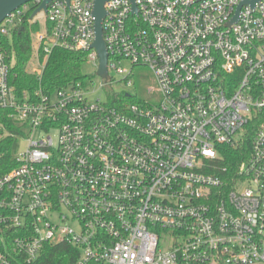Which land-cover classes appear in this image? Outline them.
<instances>
[{
	"label": "built area",
	"instance_id": "obj_1",
	"mask_svg": "<svg viewBox=\"0 0 264 264\" xmlns=\"http://www.w3.org/2000/svg\"><path fill=\"white\" fill-rule=\"evenodd\" d=\"M41 1L7 15L0 36L31 12L39 80L54 48L87 52L95 71L19 93L0 47V107L25 125L0 175V264H48L49 251V264H264V0L106 1L108 79L91 47L94 0H51L31 17ZM139 65L159 100L111 98ZM254 118L229 170L221 147L241 148Z\"/></svg>",
	"mask_w": 264,
	"mask_h": 264
},
{
	"label": "trees",
	"instance_id": "obj_2",
	"mask_svg": "<svg viewBox=\"0 0 264 264\" xmlns=\"http://www.w3.org/2000/svg\"><path fill=\"white\" fill-rule=\"evenodd\" d=\"M30 13H27L20 26L13 30L11 36H0V47L7 53L8 62L11 65L10 78L17 92L26 90L33 94L41 88L44 93L50 94L59 88L69 86L77 81H85L88 74L83 72V66L87 61V52L68 51L54 48L48 55L40 80L36 74L27 71V64L32 57V33L39 29V25L28 21ZM43 59V53H40ZM227 86L236 84L239 72L225 74ZM113 99H122L129 102L125 93H113L107 91ZM134 101V100H133ZM113 104V103H112ZM9 112L0 107V134H8L0 138V175L16 165L15 151L18 146L19 137L25 134V125L9 117ZM259 121L257 118L251 120L247 126V134L241 148H231L223 145L222 154L224 164L229 170H233L250 150L252 137ZM51 251L45 256L46 263L52 262Z\"/></svg>",
	"mask_w": 264,
	"mask_h": 264
},
{
	"label": "rangeland",
	"instance_id": "obj_3",
	"mask_svg": "<svg viewBox=\"0 0 264 264\" xmlns=\"http://www.w3.org/2000/svg\"><path fill=\"white\" fill-rule=\"evenodd\" d=\"M34 40V37H32V41ZM33 49V45H32ZM35 50H32V57L29 60L27 64V71L30 73L35 72L36 68H39V65L37 63V58L35 55ZM95 71V68L91 65L86 63L83 66V72L92 75ZM133 81L134 84L129 87H123L122 85H116L113 87V93H121V92H126L131 95V97L128 98L130 102L134 101H149V102H157L159 100V92L157 88V83L155 80V77L152 73V71L146 67V66H136L134 68V76H133ZM101 96H106V91L103 90L101 92ZM98 95V94H97ZM54 139H56V131H52L50 133ZM42 134L40 133H35V137H40ZM20 148L23 149L25 148L26 142L25 140L20 141Z\"/></svg>",
	"mask_w": 264,
	"mask_h": 264
},
{
	"label": "water",
	"instance_id": "obj_4",
	"mask_svg": "<svg viewBox=\"0 0 264 264\" xmlns=\"http://www.w3.org/2000/svg\"><path fill=\"white\" fill-rule=\"evenodd\" d=\"M29 1L31 0H0V22L16 8ZM50 1L51 0H42L39 6L32 12L31 17H33L41 10L46 11L47 5ZM106 1L108 0H94L93 2V15L95 17V36L91 47L95 48L99 54V67L97 70V74L105 79H108L109 76L106 69L107 52L102 36L101 27L102 19L105 16L104 4ZM256 1L258 0H245L242 3H250L253 6ZM242 3L237 6L236 13H238V11L240 10ZM133 10L135 11V4H133ZM236 17L237 16H235L233 20L236 19Z\"/></svg>",
	"mask_w": 264,
	"mask_h": 264
}]
</instances>
